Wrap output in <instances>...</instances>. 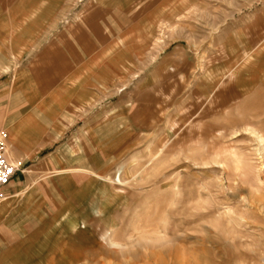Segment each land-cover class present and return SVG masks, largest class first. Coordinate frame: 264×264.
<instances>
[{"label":"rangeland","instance_id":"374dc122","mask_svg":"<svg viewBox=\"0 0 264 264\" xmlns=\"http://www.w3.org/2000/svg\"><path fill=\"white\" fill-rule=\"evenodd\" d=\"M156 6L27 165L0 264H264V0Z\"/></svg>","mask_w":264,"mask_h":264},{"label":"crops","instance_id":"0c3cea01","mask_svg":"<svg viewBox=\"0 0 264 264\" xmlns=\"http://www.w3.org/2000/svg\"><path fill=\"white\" fill-rule=\"evenodd\" d=\"M165 3L174 0H0V131L8 134L10 158L24 165L0 203L1 230L11 220L13 191L31 171L27 165L54 164L62 116L92 85L110 82L114 37ZM64 172L70 171L57 174Z\"/></svg>","mask_w":264,"mask_h":264},{"label":"built area","instance_id":"2783aa9c","mask_svg":"<svg viewBox=\"0 0 264 264\" xmlns=\"http://www.w3.org/2000/svg\"><path fill=\"white\" fill-rule=\"evenodd\" d=\"M23 169V164L14 162L9 156L7 132L0 131V203L9 197L6 187Z\"/></svg>","mask_w":264,"mask_h":264}]
</instances>
